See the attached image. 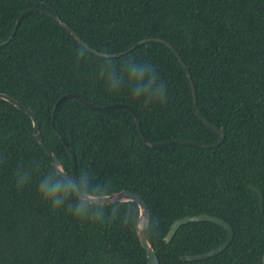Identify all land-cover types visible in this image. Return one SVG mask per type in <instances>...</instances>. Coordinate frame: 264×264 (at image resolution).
<instances>
[{
	"label": "trees",
	"instance_id": "1",
	"mask_svg": "<svg viewBox=\"0 0 264 264\" xmlns=\"http://www.w3.org/2000/svg\"><path fill=\"white\" fill-rule=\"evenodd\" d=\"M15 29L18 17L26 10ZM89 48L108 56L138 41L162 39L188 68L197 108L222 130L215 148L144 145L132 115L139 117L150 143L187 141L213 146L218 134L197 118L185 73L174 52L147 42L119 57L105 58L79 45L57 21ZM15 29V30H14ZM13 33V34H12ZM11 37V39H9ZM9 39V40H8ZM8 40V41H7ZM0 93L31 109L45 145L63 169L71 159L55 127L75 157L76 176L141 197L153 225L145 232L160 264H262L264 252V0H0ZM84 52L77 66V56ZM129 57L151 63L166 86L163 102L144 106L127 86L110 91L98 78L106 60L122 67ZM31 175L20 188L18 168ZM52 170L32 134L28 116L0 100V264H148L137 233L121 216L133 202L105 207L103 220L77 217L68 203L53 210L38 196ZM120 211L112 217V208ZM206 214L228 223L229 246L206 260L226 239L210 222L181 225L169 242L170 225Z\"/></svg>",
	"mask_w": 264,
	"mask_h": 264
},
{
	"label": "clouds",
	"instance_id": "2",
	"mask_svg": "<svg viewBox=\"0 0 264 264\" xmlns=\"http://www.w3.org/2000/svg\"><path fill=\"white\" fill-rule=\"evenodd\" d=\"M84 56L80 52L77 56V66L79 60ZM98 78L102 79L110 91H117L124 86L131 89L135 99H142L147 107L155 102H163L166 96V86L158 79L155 67L148 62L137 61L129 57L123 61L122 67L117 68L116 64L106 60L100 66ZM59 164L53 165L52 170L43 176L38 186V196L50 203L53 210H57L70 201L74 194L75 199L68 203L69 209L77 217H87L92 220H103L106 204L108 200L109 186L103 183H93L92 177L87 172H82L75 177L73 184L69 183V178ZM31 173L24 169L16 170V181L18 187L22 188L30 178ZM65 176L68 179H65ZM120 211L118 206L112 208V217L115 218ZM124 227H131L137 234L151 232L153 225L151 218L142 215L133 206L124 208L121 216Z\"/></svg>",
	"mask_w": 264,
	"mask_h": 264
},
{
	"label": "water",
	"instance_id": "3",
	"mask_svg": "<svg viewBox=\"0 0 264 264\" xmlns=\"http://www.w3.org/2000/svg\"><path fill=\"white\" fill-rule=\"evenodd\" d=\"M34 11H40V12H44L42 10H37V9H29L24 11L23 13H21V15L18 17L16 25H15V29L17 27V25L19 24L21 18L26 15L29 12H34ZM47 15H51L47 12H44ZM54 19L57 21V23L59 24V26H61L63 29L67 30L72 36L73 38L76 40V42L81 45L83 48H85L86 50L90 51L92 54L96 55V56H100V57H105V58H114V57H119L123 54L128 53L129 51L133 50L135 47L141 45V44H145L147 42H159L164 44L166 47H168L169 49H171L179 64L181 65L185 76L188 80L189 83V88L191 91V96H192V103H193V107H194V112L195 115L197 116V118L199 119V121L209 130L215 132L216 134H218L219 139L216 142L215 145L213 146H206V145H200V144H196L193 142H187V141H166V142H162V143H150L148 142V140L145 138L144 136V132L142 129V124L141 121L139 119V117L136 115V113L130 109L128 106H125L123 104H111L105 107H100V109H111V108H120L123 109L125 111H128L136 124V127L139 131L140 134V138L142 140V142L144 143V145H146L149 148L152 149H158V148H162V147H170V146H192V147H198V148H215L217 146H219L224 139V135L222 130L216 129L214 126H212L211 124H209L207 121L204 120V118L202 117V115L200 114L198 108H197V99H196V92L194 89V85L192 83L191 80V76H190V72L188 70V68L186 67V65L184 64L183 60L181 59L180 55L174 50V48L172 47V45H170L169 43H167L166 41L162 40V39H144L141 41H138L134 46L130 47L128 50H126L125 52L116 54V55H111L108 56L106 54H102L99 53L91 48L88 47L87 44H85L76 34L75 32L69 28L68 26H66L65 24L61 23L56 17H54ZM14 29V30H15ZM13 34V33H12ZM9 39H11V37H9ZM8 39V40H9ZM7 40V41H8ZM7 41H4L2 43H0V45L5 44ZM66 99H74L79 101L82 105L90 108V109H96V107L86 103L84 100L80 99L77 95L75 94H66L61 96L56 103L53 106V110H52V114H51V128L52 130L58 134L59 139L63 145V147L66 149L68 155L70 156L71 159V167H72V171L70 174H68L67 172H65V170L63 169V167L61 168V171H63L69 178H72V180H69V183L72 184L73 186V191L75 192V185L73 184V180L76 177V166H75V157L74 154L72 152V150L68 147V144L66 142V140L64 139V137L62 135H60V133L58 132V130L55 127V122H54V115H55V111L58 107V105L66 100ZM0 100H3L7 103H9L10 105H12L13 107H15L16 109L22 111L26 116L29 117L30 121H31V125H32V134L33 137L35 138L36 142L38 143V145L42 148V150L45 152V154L48 156V158L50 159V164L53 167V165L59 164L61 165L60 161L58 160V158L56 157V155L45 145V143L43 142V139L41 137L40 134V121L37 118L36 114L29 108L25 107L24 105H22L20 102H18L17 100L13 99L12 97L8 96L7 94H3L0 93ZM62 166V165H61ZM65 176V179H68V177ZM108 200L103 201L104 204L106 205H110V204H114V203H124V202H133L137 205L138 207V212H140L142 210V215L145 217V219H147L149 217V212H148V208L145 205L144 201L141 199V197L131 191H127V190H121L119 192L116 193H112L108 195ZM193 222H210L213 224H216L220 227H222L225 231H226V239L225 241L216 249L211 250L207 253L201 254V255H196V256H186L185 259L188 261H198V260H206L208 258H211L213 256H216L218 254H221L231 243L232 238H233V231L232 228L230 227V225L228 223H226L225 221L218 219L216 217H212L206 214H200V215H196V216H192V217H184L181 218L179 220H176L175 222H173L170 227L169 230L164 238L165 242H169V240L173 237V235L175 234V232L178 230V228L181 225L187 224V223H193ZM138 236V240L139 243L141 245V247L143 248V250L145 251V256H146V260L148 264H160L155 251L153 250L152 246L150 245V243L147 241L146 237H145V232L137 234ZM262 264H264V252L262 255Z\"/></svg>",
	"mask_w": 264,
	"mask_h": 264
}]
</instances>
